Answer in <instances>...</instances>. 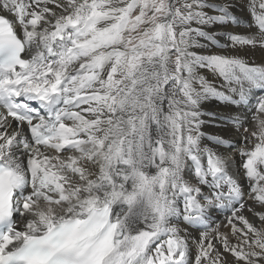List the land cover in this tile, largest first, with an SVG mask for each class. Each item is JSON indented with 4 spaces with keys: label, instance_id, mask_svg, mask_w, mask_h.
<instances>
[{
    "label": "bare ground",
    "instance_id": "1",
    "mask_svg": "<svg viewBox=\"0 0 264 264\" xmlns=\"http://www.w3.org/2000/svg\"><path fill=\"white\" fill-rule=\"evenodd\" d=\"M133 1L0 0L30 60L0 77V163L18 188L0 258L118 199L104 264H264V0H171L143 64L119 43L143 16ZM21 104L39 115L13 118Z\"/></svg>",
    "mask_w": 264,
    "mask_h": 264
},
{
    "label": "rangeland",
    "instance_id": "2",
    "mask_svg": "<svg viewBox=\"0 0 264 264\" xmlns=\"http://www.w3.org/2000/svg\"><path fill=\"white\" fill-rule=\"evenodd\" d=\"M132 3L135 4V9L137 13L142 12L143 16H141L140 18L134 17V24L135 25L138 24V26L135 28L134 31L130 32V29L134 28L132 26L129 27L130 29L127 27L124 28V30L126 31L122 34L123 39H121L119 43L121 42V44L122 43L125 44L126 37L128 36L129 47H126L128 56L130 57L133 56L132 58L134 62L137 59V62L139 64H143L146 60L151 59V57L153 58V56L157 54L156 52L154 53V51L156 50L153 48L154 44L151 42L153 36L156 34L158 30V27L161 26L163 22L162 20L163 17L167 15L169 10H171L172 2L171 0L170 1L169 0H134ZM125 14H127V11L122 15L123 18L127 16V15L125 16ZM117 24L119 26L121 25L119 22ZM116 31L117 30L112 31L113 32L112 35L116 36L117 35ZM128 32L130 33L128 34ZM128 75L129 74H127V76ZM254 78L257 80L258 76H255ZM250 97H255V95L254 94L250 95ZM261 104H262L261 101L258 99L257 104L255 105L257 107V110L259 106H261ZM243 105L245 107L248 106L247 103H243ZM262 107H260L259 110L256 111V119L258 120V125L257 127H254V130L258 131L261 134L262 133L264 134V107L263 108ZM252 122L254 123L255 119ZM246 132L247 129L238 130V134L240 133L245 134ZM60 152L62 153L63 150H61ZM229 226H230L229 222L222 223L220 230L225 231Z\"/></svg>",
    "mask_w": 264,
    "mask_h": 264
}]
</instances>
